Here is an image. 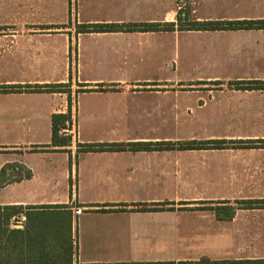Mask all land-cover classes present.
<instances>
[{
  "label": "crops",
  "instance_id": "obj_1",
  "mask_svg": "<svg viewBox=\"0 0 264 264\" xmlns=\"http://www.w3.org/2000/svg\"><path fill=\"white\" fill-rule=\"evenodd\" d=\"M262 19L264 0H0V170L31 171L0 206L22 207L9 227L29 253L71 240V264L264 260V206L245 203L264 199V146L231 143L264 139V88L247 87L264 81V28L187 26ZM141 23L174 27L77 32ZM57 84L69 96L32 89ZM192 141L227 145L80 147ZM57 205L70 221L44 218Z\"/></svg>",
  "mask_w": 264,
  "mask_h": 264
},
{
  "label": "trees",
  "instance_id": "obj_2",
  "mask_svg": "<svg viewBox=\"0 0 264 264\" xmlns=\"http://www.w3.org/2000/svg\"><path fill=\"white\" fill-rule=\"evenodd\" d=\"M189 28L194 29H221V28H264V19L262 20H240V21H229V22H219V21H202V22H191L188 23ZM174 27L173 23L160 26L158 23H141V24H94V25H81L78 27L77 32H91V31H132V30H158L162 28L172 29ZM28 87V86H27ZM65 84H57L52 86L43 87H33V90H46V91H66L69 96V90L65 88ZM248 88H264L263 82H251L247 85ZM4 90L8 88H2ZM14 89V88H13ZM28 89H30L28 87ZM83 91V90H78ZM68 118L67 114H54L52 116V143L53 145H67L70 141V136L63 134V137L59 135L60 127L64 128V121ZM65 136V137H64ZM234 147H259L264 146V139L259 140H248L242 141H232ZM225 141H213V142H183V143H129V144H117V145H107V144H81V151L87 150H99L105 148L112 149H124L128 148L131 150L135 149H150L158 147H178V148H194V147H224L226 146ZM9 170V174L6 175V171ZM16 170V174H12V171ZM31 176L30 169L18 164V163H7L0 170V185L6 181L10 180H20L22 178H28ZM248 207H258L264 206L263 200H248L245 202ZM52 207L54 208L53 214L45 216L47 219H63L70 221V212L61 211L63 206H39ZM146 208L145 206H141ZM7 211L2 216V210ZM22 212L21 206H0V264H71L72 262V246L71 240L65 242L63 240L61 243H50L39 246V248L33 247L36 252L33 254L29 253V248L27 241L29 239L28 232L9 227V219ZM233 211H231L230 216ZM26 219L29 218V212H25ZM23 238L26 240L25 251L23 250L21 241ZM60 241V240H59ZM35 244V243H34ZM35 246V245H34ZM25 252V253H24ZM115 264V263H114ZM117 264H163V263H117ZM170 264V263H167ZM231 264H264V260H248V261H235Z\"/></svg>",
  "mask_w": 264,
  "mask_h": 264
},
{
  "label": "rangeland",
  "instance_id": "obj_3",
  "mask_svg": "<svg viewBox=\"0 0 264 264\" xmlns=\"http://www.w3.org/2000/svg\"><path fill=\"white\" fill-rule=\"evenodd\" d=\"M68 132H69V131L64 132V131H61V130H60L59 134H61V135L64 134V133L69 134L70 132H69V133H68ZM70 134H73V132L70 133ZM9 172H11V171H9ZM12 174L15 175V174H16V170H15V171H12ZM6 211H7L6 209H4V210L1 211V212H2V216H3V214H4ZM11 222H14V221H12V219L10 218V219H9V222H8V223H9V224H8L9 226H10V223H11Z\"/></svg>",
  "mask_w": 264,
  "mask_h": 264
},
{
  "label": "built area",
  "instance_id": "obj_4",
  "mask_svg": "<svg viewBox=\"0 0 264 264\" xmlns=\"http://www.w3.org/2000/svg\"><path fill=\"white\" fill-rule=\"evenodd\" d=\"M65 125L68 126V121L65 122ZM61 131L67 132L68 130H61ZM81 211H82V210H81L79 207H75V208H73V213H74V215H76V216H77L78 214H80Z\"/></svg>",
  "mask_w": 264,
  "mask_h": 264
}]
</instances>
